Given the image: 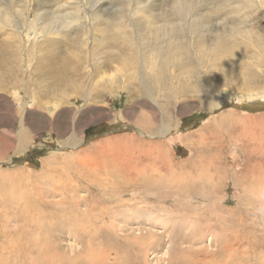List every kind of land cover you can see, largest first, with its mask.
<instances>
[{"label":"rangeland","instance_id":"obj_1","mask_svg":"<svg viewBox=\"0 0 264 264\" xmlns=\"http://www.w3.org/2000/svg\"><path fill=\"white\" fill-rule=\"evenodd\" d=\"M59 1L69 0H30V8L46 10L48 15L58 9ZM19 2L25 0H13L11 5ZM105 6L109 8L103 14ZM97 8L102 16L95 23L106 32L105 36L92 34L100 40L99 71L112 73L116 82L113 88L118 92L112 94L107 76L96 81L87 74V47L81 43L79 28L29 41L36 47L41 40L43 47L31 53L26 71L27 65L19 66L17 53L23 43L14 38L25 15H18V26L15 22L0 26V264H216V260L221 264L227 253L235 264H259L256 259L264 253V98L239 102L229 97L221 107L206 110L203 104L212 97L196 93V87L211 93L212 89L232 92L233 86L242 92L254 88L264 92V55H260L264 54V0H100ZM185 13L193 15L192 22L196 17L193 36ZM152 19L153 23L182 22L183 29L173 31L177 44L167 41L170 48L180 44L179 54L168 55L163 44L157 54L162 59L152 62L150 43L142 39L141 55L150 59L153 70L163 71L154 74L147 69L134 78L133 70L115 71L124 62L138 63L141 57L129 23L145 27L146 35L139 33L145 38ZM202 22L206 31H198ZM117 26L125 31L116 32ZM217 28L231 43L229 50L215 41L207 43L208 37L218 34ZM91 38L85 37L84 42L90 45ZM52 39L57 44L50 48ZM40 59H45L44 65ZM14 68L20 69L14 83L22 84L23 78L32 76L41 98L66 102L55 103L53 111L55 104L40 103L29 109L26 122L34 144L22 155L12 153L19 128L13 97L18 91L8 88ZM87 89L95 96L82 108L79 96H88ZM20 91L24 95L22 87ZM68 97L75 101L69 103ZM139 125L162 127L168 135L164 141L129 138ZM72 128L81 137L76 147L63 144ZM117 139L129 140L123 165L125 157L117 158V149L107 147Z\"/></svg>","mask_w":264,"mask_h":264},{"label":"bare ground","instance_id":"obj_2","mask_svg":"<svg viewBox=\"0 0 264 264\" xmlns=\"http://www.w3.org/2000/svg\"><path fill=\"white\" fill-rule=\"evenodd\" d=\"M13 0H0V26H3V27H6L8 24H10V23H12V22H15V24H16V26H18V25H20V23H18L17 21H16V19L18 20V15H25V17H24V20L21 22L22 23V25H23V27H22V29H21V31H16V36L14 37L15 38V40H16V38H18V40L19 41H21L22 43H23V45L21 46V49L20 50H17V53L20 55V65L19 66H22L23 64L24 65H27V69H26V71H29V69H30V65H31V60H30V55H31V53L33 52V51H40L41 50V48L43 47L42 45H41V40L39 41V43H38V45L36 46V47H34L33 46V42L31 43V44H29V41H31V40H33V41H35V40H38V39H42L44 36H46V35H48V36H50V35H52V36H57V35H59V34H61V32L62 31H65V30H67V29H69L70 27H72V26H74L75 28H79L80 30H81V32H80V34L82 35L81 37L83 38V40H81V43L82 44H84V46L85 47H87V61L85 62V65H84V63H83V65H84V68H86V69H88V73L87 74H89V75H91L94 79L96 78V81H97V79H103V77L104 76H107L106 78V84L109 86V93L110 94H112L113 92H114V88L113 87H115V88H117V86H116V82H115V80H113L112 79V77H113V74L112 73H110V72H106V71H102V72H100L99 70L101 69V60H102V58H101V56H97V51H96V47H97V45L99 44V42L98 41H100V40H96L95 38H94V35L92 34V33H94V32H99L100 34H102V35H104L105 34V32H106V29L105 28H100L99 26V24L96 22L95 23V21L99 18V17H101L102 16V14H100V13H102L103 12V14H106V13H104V11H106L109 7L107 6H105L104 8H102L101 10H102V12L101 11H99L100 13H98V10H99V8H97L98 7V3H99V1L100 0H69V1H59L58 3H59V6H58V9L55 11V12H52L51 14H45V12H46V10H44V11H41L40 9H38V10H33V9H31L30 8V0H25V2L24 3H17V5L14 7V6H12L11 5V2H12ZM43 1V0H42ZM119 1H121V0H119ZM150 1V0H149ZM36 2H37V0H36ZM132 2H134V1H132ZM131 2V3H132ZM141 3H142V1H141ZM181 3V2H180ZM145 4V3H144ZM162 4V3H161ZM113 5V4H112ZM138 5V4H137ZM180 5V4H179ZM45 6V5H44ZM84 6V7H83ZM101 6V5H100ZM36 7V6H35ZM57 7V6H56ZM141 7H142V5H141ZM181 7V6H180ZM38 8V7H37ZM44 8V7H43ZM42 8V9H43ZM155 8V7H154ZM199 8V7H198ZM240 8V7H239ZM249 8V7H248ZM106 9V10H105ZM111 10V9H110ZM132 10V9H131ZM250 10V9H249ZM108 11V10H107ZM130 11V10H129ZM133 11V10H132ZM190 12V11H189ZM238 12V11H237ZM248 12V11H247ZM132 13V12H131ZM139 13V12H138ZM179 13V12H178ZM191 13V12H190ZM239 13V12H238ZM134 14V13H133ZM168 14V13H167ZM185 14H187V13H185ZM231 14H232V12H231ZM242 14V13H241ZM142 15V14H141ZM173 15H174V13H173ZM15 16V17H14ZM31 16H33L32 18H30ZM105 16V15H104ZM103 16V17H104ZM108 16V15H107ZM132 16V15H131ZM187 17H188V20H187V22H188V24H190V25H187L186 27L190 30V33L192 34V36H193V34H194V31H193V23H194V21L196 20V17H195V20L192 22L191 21V19L193 20V15L191 14L190 16H188V14L186 15ZM199 16V15H198ZM13 17L15 18V20L13 19ZM130 17V16H129ZM160 17V16H159ZM172 16H169V18H171ZM176 17V16H175ZM179 17H180V15H179ZM50 19V20H49ZM150 19V18H149ZM162 19V18H161ZM21 20V19H20ZM100 20V19H99ZM109 20V19H108ZM153 20L154 19H152V20H150V23L147 25V29H150L149 30V34H148V36L146 37L145 36V38H144V36H142V35H146V28L145 27H142V26H140V25H137L135 22H131V23H129V24H131L130 26L132 27V32L134 33H132V37H133V40H134V42H137L138 44H139V49H140V56L141 57H139V62L138 63H136V64H129L128 62L126 63V62H124V63H122L121 64V68H114V70L115 71H117V72H119L120 73V70H133V74H135V76H132V78H134V77H136V75H139L140 73L142 74L143 72H144V70H147V69H149L152 73H154V74H159V73H161V71H163V70H160V69H154L153 70V64H151V66L149 65V62H150V59H148V57H144L143 56V54L141 55V51L142 50H145L143 47V49H141V46H140V44H141V42L142 41H146V42H148V43H150L149 44V47H150V49H151V52L153 53V56H152V58H153V60H152V62L154 61L155 62V60H159V59H162V57H160V55L158 56L157 54L159 53V50H161L162 48H163V44L166 46V49L168 50V51H166V52H168V55H173V52H174V54H176V55H178L179 54V50H180V44L179 45H174V47H172V48H170L168 45L169 44H171L172 45V43H174V44H177V43H175L174 42V32L175 31H178V29H180V28H182L181 27V24L180 23H182V22H180V21H178V22H180L179 24H177V25H174V22L173 21H171V19H170V21L171 22H168V23H166V22H160V23H153ZM230 20V19H229ZM228 20V21H229ZM115 21V20H114ZM155 21V20H154ZM157 21V20H156ZM219 21V20H218ZM196 22H197V20H196ZM214 22V21H213ZM231 22V21H230ZM119 23V22H118ZM186 23V22H185ZM205 23V22H204ZM203 22L200 24L201 26H200V28H198L197 27V25L195 26V27H197L198 28V31H199V29H202V30H207V28H206V26H205V24H204ZM196 24H198V23H196ZM227 24H228V22H227ZM227 24H226V26H227ZM233 24V23H232ZM125 25V24H124ZM184 24H182V26H183ZM10 26H11V24H10ZM123 26V25H122ZM126 26V25H125ZM212 26V25H211ZM231 27L232 26H234V25H230ZM236 26V25H235ZM130 27V28H131ZM218 27V26H217ZM220 27V26H219ZM127 28V27H126ZM210 28V27H209ZM222 28H225V26L224 27H222ZM3 29V28H2ZM8 29V28H7ZM10 29V28H9ZM11 29H13V28H11ZM183 29V28H182ZM218 29V28H217ZM225 29H227V28H225ZM117 30H120V31H122V32H124L125 31V27H121V26H117V28H116V32H117ZM128 30V29H127ZM201 30V31H202ZM210 30H213L212 29V27L210 28ZM223 30V29H222ZM15 31V30H14ZM60 31V32H59ZM174 31V32H173ZM188 31V30H187ZM197 31V30H196ZM20 32L21 33H23L24 34V38L23 37H20L19 35H20ZM114 32H115V30H114ZM121 32V33H122ZM216 32V31H215ZM78 33V32H77ZM120 33V32H119ZM142 34V35H140V34ZM178 33V32H177ZM189 33V32H188ZM210 33V32H209ZM224 32H222L220 29H218V34H216V35H214V36H211V37H208V39H207V43H208V41L210 40L211 42L212 41H215V42H217L218 43V45H220L222 48H225V50H229L231 47H232V45H230L231 43H228V39L227 40H224L225 38L223 37V34ZM230 33H231V35H236L237 33H235L234 31H230ZM79 34V33H78ZM77 34V35H78ZM115 34V33H114ZM208 34V33H207ZM239 34V33H238ZM92 36L93 37V39L91 38L90 40L92 41L91 42V44L90 45H88V43H85L84 42V38L85 37H87V36ZM123 35V34H122ZM105 36V35H104ZM176 36V35H175ZM226 36V35H225ZM119 37V36H118ZM167 37V38H166ZM189 37V36H188ZM9 38H12V36H11V34H10V36H9ZM161 38H164L163 39V41L161 40V42H160V39ZM168 38L169 39H171V40H168ZM51 39V38H50ZM49 39V40H50ZM80 39V38H79ZM102 39V38H101ZM143 39V40H142ZM167 39V40H166ZM116 40V39H115ZM131 40V39H130ZM142 40V41H141ZM46 41H48V40H46ZM45 41V42H46ZM73 41V40H72ZM101 41H103V39L101 40ZM169 42V44H168V42ZM203 42H204V40H202ZM202 41H201V43H202ZM263 41V40H262ZM76 42H78V41H76ZM80 42V41H79ZM104 42V41H103ZM186 42V41H185ZM181 43V42H180ZM197 43H199V41L197 42ZM57 44V41L56 40H54V39H52L51 40V43H50V48L51 47H55V45ZM100 44H102L101 42H100ZM145 44V43H144ZM168 44V45H167ZM196 44V43H195ZM204 44V43H203ZM59 45V44H58ZM74 45V44H73ZM103 45V44H102ZM211 45H212V43H211ZM23 46H26V48H25V50H23ZM46 46V45H45ZM65 46H67V45H65ZM129 46H132V45H129ZM136 46V45H135ZM161 46V47H160ZM197 46V45H196ZM208 46V45H207ZM206 46V47H207ZM215 46V45H214ZM253 46V45H252ZM47 47V46H46ZM78 47V46H77ZM123 47V46H122ZM70 48H71V46H70ZM73 48V47H72ZM76 48V47H75ZM147 48V47H146ZM207 48H209V47H207ZM213 48V47H212ZM257 48V47H256ZM44 49H46L45 47H44ZM53 49V48H52ZM78 49V48H77ZM80 49V48H79ZM78 49V50H79ZM86 49V48H85ZM200 49V48H199ZM54 50V52H55V49H53ZM75 50V49H74ZM84 50V49H83ZM116 50V49H115ZM163 50H165V48L163 49ZM215 50V49H214ZM259 50V49H258ZM68 51V50H67ZM118 51V50H117ZM223 51V50H222ZM232 51V50H231ZM260 51V50H259ZM52 52V51H51ZM99 52V51H98ZM146 52H148V50L146 51ZM215 52V51H214ZM258 52V51H257ZM24 53V58L22 57V54ZM72 53V52H71ZM77 53H78V51H77ZM138 53V52H137ZM244 53V52H243ZM51 54H54V53H51ZM70 54V53H69ZM72 54H75L74 52L72 53ZM72 54H70V55H72ZM78 54H82V53H78ZM223 54V53H222ZM225 54V53H224ZM139 55V54H138ZM231 55V54H230ZM235 55V54H234ZM250 55H251V53H250ZM257 55V54H256ZM261 56H263L264 54H260ZM83 56V55H82ZM223 57H224V55H222ZM259 56V55H258ZM74 57V56H73ZM72 57V58H73ZM75 57H76V55H75ZM86 57V56H85ZM122 57V56H121ZM164 57V56H163ZM168 57L169 56H165V58H164V60L165 59H168ZM79 58H81V57H79ZM89 58H90V60H89ZM251 58V57H250ZM84 59V58H83ZM82 59V60H83ZM225 59H228V56L226 55L225 56ZM263 59V58H262ZM59 60V59H58ZM67 60V59H66ZM78 60V59H77ZM76 60V61H77ZM36 61V60H35ZM48 61V60H47ZM55 61H57V60H55ZM54 61V63L56 64V62ZM70 61V60H69ZM79 61V60H78ZM125 61V60H124ZM8 62V61H7ZM40 62H42V64L44 65L45 64V59H43V60H41L40 59ZM73 62V61H72ZM69 63V62H68ZM67 63V64H68ZM134 63V62H133ZM157 63H159V62H157ZM204 63V62H203ZM229 63V62H228ZM58 64V63H57ZM73 64V63H72ZM247 64V63H246ZM10 65V64H9ZM13 65V64H12ZM14 65H15V63H14ZM13 65V66H14ZM74 65V64H73ZM80 65V64H79ZM134 65H136L135 66V68H134ZM252 65V64H251ZM46 66V65H45ZM45 66H44V68H45ZM50 66V65H49ZM56 66V65H55ZM59 66V65H58ZM57 66V67H58ZM66 66H68V65H66ZM75 66H78V64H76ZM91 66V67H90ZM42 67V66H41ZM60 67V66H59ZM69 67V66H68ZM71 67H72V65H71ZM226 67V66H225ZM13 68V67H12ZM51 69H52V67H50ZM61 68V67H60ZM66 68V67H65ZM259 68V67H258ZM33 69H34V67H33ZM39 69V68H38ZM58 69V68H57ZM71 69H73V68H71ZM70 69V70H71ZM82 69H83V67H82ZM20 69L19 68H14L11 72H10V74H14L12 77H11V79H12V86H10L9 87V85H8V88H11V90H15V91H18V92H14V94H13V97H14V102H16L17 103V105H18V112H17V117H18V123H19V125H18V132H17V138L16 137H14L15 139H13L14 141H15V145L13 146V149H14V151L12 152L14 155L15 154H20V155H22V154H24L25 152H26V150H28V149H30L31 148V146L34 144L33 143V140L30 138V130L28 129V125H27V122H26V117H27V114L30 112V110L29 109H31L32 108V106L33 105H35V104H40V103H43L44 105H48V104H55V103H60V102H63L64 101V103H66L65 102V98H57L56 100H52V101H50V102H48V101H45L43 98H41L40 96H39V93L35 90V89H37L36 88V85H38V83H34L33 82V77L32 76H30V77H26V78H23L22 79V84H21V81L19 80V83L20 84H17V83H14L15 81H16V74H18V71H19ZM35 70V69H34ZM66 70V69H65ZM69 70V69H68ZM74 71H75V69H73ZM84 70V69H83ZM173 69L171 68L170 69V71H172ZM235 70V69H234ZM41 71V70H40ZM46 71H48V69L46 70ZM51 71H53V72H56V71H58L59 72V70H51ZM80 71H82V70H80ZM9 72V71H8ZM50 72V71H49ZM67 72V71H66ZM70 72V71H69ZM72 72V71H71ZM76 72V71H75ZM4 73V72H3ZM50 73H52V72H50ZM74 73V72H73ZM77 73H79V72H77ZM76 73V74H77ZM82 73V72H81ZM224 73V72H223ZM227 73V72H226ZM9 74V73H8ZM26 74V73H25ZM40 74V73H39ZM43 74V73H42ZM67 74V73H66ZM70 74V73H69ZM95 74V75H94ZM107 74H109V75H107ZM122 74V73H121ZM132 74V75H133ZM29 75V74H28ZM34 75V74H33ZM117 75H119V74H117ZM125 75V74H124ZM123 75V78L125 77L126 78V76H124ZM128 75V74H127ZM196 75V74H195ZM24 76V75H23ZM73 76V75H72ZM71 76V77H72ZM75 76V75H74ZM246 76V75H245ZM10 77V76H9ZM17 77H19V76H17ZM68 77V76H67ZM128 77V76H127ZM154 77H155V75H154ZM191 77V76H190ZM196 77V76H195ZM206 77V76H205ZM235 77V76H234ZM238 77V76H237ZM242 77V76H241ZM2 78V77H1ZM36 78V77H35ZM69 78V77H68ZM81 78V77H80ZM85 78V77H84ZM131 78V77H130ZM131 78V79H132ZM156 79H157V77H155ZM207 78V77H206ZM240 78V77H239ZM243 78H245V77H243ZM19 79H20V77H19ZM66 79V78H65ZM70 79V78H69ZM195 79V78H194ZM5 80V79H4ZM35 80H37V79H35ZM68 80V79H67ZM81 80V79H80ZM93 80V79H92ZM105 80V79H104ZM103 80V81H104ZM158 80V79H157ZM38 81V80H37ZM134 81V80H133ZM136 81H137V79H136ZM232 81V80H231ZM239 81V80H238ZM248 81V80H247ZM33 82V83H32ZM99 82V81H98ZM102 82V81H101ZM139 82V81H138ZM242 82V81H241ZM40 83V82H39ZM100 83V82H99ZM103 83V82H102ZM119 83V82H118ZM127 83V82H126ZM137 83V82H136ZM233 83H234V81H233ZM240 83V82H239ZM245 83V82H244ZM14 84V85H13ZM42 84V83H41ZM79 84H80V82H79ZM78 84V85H79ZM132 84V83H131ZM140 84V83H139ZM158 84H162V82H161V79L157 82V84H156V82H155V87H159L158 86ZM192 84V83H191ZM237 84H238V82H237ZM242 84V83H241ZM5 85V84H4ZM21 85V86H20ZM42 85H44V84H42ZM106 85V86H107ZM124 85V84H123ZM126 85V84H125ZM193 85V84H192ZM232 85V84H231ZM235 85V84H234ZM245 85H247V84H245ZM254 85V84H253ZM40 86V85H39ZM38 86V87H39ZM57 86V85H56ZM62 86H64V85H62ZM61 86V87H62ZM65 86H67V85H65ZM100 86V85H99ZM106 86H103L102 88L104 89V87H106ZM107 86V87H108ZM122 86V85H121ZM127 86V85H126ZM134 85L132 84V87H133ZM136 86V85H135ZM242 86V85H241ZM240 86V87H241ZM247 86H249V84L247 85ZM247 86H245V87H247ZM251 86V85H250ZM259 86V85H258ZM19 87H20V89H21V87L25 90V93H24V95H22L21 96V94H20V89H19ZM69 87V86H68ZM120 87V86H119ZM128 87V86H127ZM130 87V86H129ZM200 87V86H199ZM213 87V86H212ZM238 87V86H237ZM240 87H238V89L240 88ZM43 88V87H42ZM41 88V89H42ZM56 88V87H55ZM69 88H71V87H69ZM94 88V87H93ZM97 88V87H96ZM126 87H123L122 89H125ZM139 88H141V86H139ZM144 88V87H143ZM231 88V87H230ZM251 88H252V86H251ZM5 89V88H4ZM32 89V90H31ZM40 89V90H41ZM44 89V88H43ZM64 89V88H63ZM95 89V88H94ZM136 89H138V87L136 88ZM233 91L232 92H230V91H225L224 93H221L220 91H217V90H213L212 89V93H211V91L208 89V88H205L203 91H199V90H197V87H196V93L197 92H204V94H210L211 95V99H208L204 104H203V108L204 109H206V110H213L215 107H221L222 105V103H224V102H226L227 100H228V98L229 97H233V98H235L237 101H243L244 100V98H246V99H257V100H259L258 98H261V99H263L264 98V92L263 91H259V90H257V89H249V90H247L246 91V89H244L246 92H242V91H239V90H237V89H235V87L233 86ZM6 90V89H5ZM45 90V89H44ZM58 90V89H57ZM60 90V89H59ZM58 90V91H59ZM65 90V89H64ZM73 90V89H72ZM91 90V89H90ZM90 90H89V92H90ZM96 90V89H95ZM144 92H147V93H150V91H148V90H146V89H142ZM156 90V92H158L159 90H157V89H155ZM194 90V89H193ZM241 90V89H240ZM29 91V92H28ZM30 91H32V92H30ZM53 91H55V90H53ZM61 91H62V89H61ZM68 91H69V89H68ZM103 91H105V90H102V92ZM42 92V91H41ZM69 92H71V91H69ZM88 92V89H87V91L85 92L88 96H79V98L81 99V101H82V108L83 107H85V106H87V105H89V103H90V101L92 100V99H94V96L93 97H91L90 96V93ZM98 92V91H97ZM107 92V91H106ZM115 92H118V90H116L115 89ZM114 92V93H115ZM120 92V91H119ZM206 92H208V93H206ZM43 93V92H42ZM53 93V92H52ZM60 93V92H59ZM75 93H77V92H75V90H74V92H73V94L75 95ZM93 93V92H92ZM214 93V94H213ZM55 94H56V92H55ZM54 94V95H55ZM67 94V93H66ZM50 95H52V94H50ZM60 95H62V94H60ZM161 95V94H160ZM178 95V94H177ZM44 96V95H43ZM56 96V95H55ZM66 96V95H65ZM68 96V95H67ZM152 96V95H151ZM216 96V99L214 98ZM50 97V96H49ZM54 97V96H53ZM60 97V96H59ZM62 97V96H61ZM74 97V96H73ZM73 97L71 98V97H68V99H67V101L70 103V101H75V99H73ZM99 97H102L101 95L99 96ZM50 99V98H49ZM96 99V98H95ZM153 101H154V103H158V101L153 97ZM60 101V102H59ZM247 101V100H246ZM253 101V100H252ZM78 102V101H77ZM179 102V101H178ZM248 102V101H247ZM68 103V104H69ZM67 104V105H68ZM57 104H55V105H53V107H52V111L55 109V107H57L56 106ZM72 105V104H71ZM81 105V104H80ZM177 105H178V103H177ZM50 107V106H49ZM62 107V106H61ZM60 107V108H61ZM74 107V106H73ZM80 107V108H81ZM13 108V107H12ZM46 108V107H45ZM76 108V107H75ZM13 110V109H12ZM79 110V108H76V111L75 112H77ZM203 110V109H202ZM52 111H51V113H52ZM83 111V110H82ZM86 111V110H85ZM47 112V111H46ZM55 112V111H54ZM83 113V112H82ZM54 114H56V113H54ZM73 114V113H72ZM100 114V113H99ZM52 115H53V113H52ZM74 115V114H73ZM121 115V114H120ZM70 116H72V115H70ZM76 116H78V115H76ZM81 116V115H80ZM74 117V116H73ZM114 117V116H113ZM75 118V117H74ZM73 118V119H74ZM51 120V119H50ZM110 120V119H109ZM53 121V120H52ZM73 122V121H72ZM179 122V121H178ZM72 126V125H71ZM76 127V126H75ZM73 129V128H72ZM165 129H168V128H165ZM179 129H181L180 128V126L175 130L176 132H178L179 131ZM149 131V132H148ZM72 133L71 134H69L66 138H64V140H63V144H67V145H69V147L70 146H72V147H76L77 145H78V143H79V141L81 140V137H79L77 134H76V132H78L75 128L73 129V131H71ZM135 133H130V135H128L129 136V138H139L140 139V136H147L148 138H159L160 139V141H164V140H161V139H164V138H166V136L168 135V133H166V131L162 128V127H158V128H156V129H154V128H152V129H150V128H147V127H144V126H140L139 125V127H137V130L136 131H134ZM136 133H138V134H136ZM172 133H174V131H170L169 132V134H172ZM51 135H53L52 134V132L50 133ZM16 136V135H15ZM169 137H170V135H169ZM237 137V136H236ZM44 138V137H43ZM54 138V137H53ZM235 138V137H234ZM233 138V139H234ZM51 139V138H50ZM56 139V138H55ZM57 140V139H56ZM110 140V139H109ZM108 140V141H109ZM170 140V139H169ZM98 141H100V140H98ZM171 141V140H170ZM58 142H59V140H58ZM57 142V143H58ZM101 142V141H100ZM105 142V141H104ZM96 143V142H95ZM171 143V142H170ZM44 144V143H43ZM61 144V143H60ZM99 144V143H98ZM101 144V143H100ZM107 144V143H106ZM105 144V145H106ZM128 144H129V140L128 139H117L115 142H111V144L109 145V143H108V148H111V149H115L114 151L116 152V149H117V152L115 153V155L117 156V158H122V156H127L128 155V152H127V147H128ZM11 145H13V142L11 141ZM104 145V144H103ZM123 145H125V147H120V146H123ZM65 147V146H64ZM102 147V146H101ZM115 147V148H114ZM11 150V149H10ZM53 150V149H52ZM90 150V149H89ZM83 151V150H82ZM82 151H80V152H78L79 154H81V152ZM109 151V150H108ZM113 151V150H112ZM124 151V153L121 155V153ZM132 151V150H131ZM144 151V150H143ZM28 153V152H27ZM26 153V154H27ZM48 153V152H47ZM68 153V152H67ZM54 154V153H53ZM111 154V153H110ZM139 154V153H138ZM152 154V153H151ZM12 155V154H11ZM10 154H9V157L11 156ZM48 155V154H47ZM119 155V156H118ZM52 156V155H51ZM113 156V155H112ZM129 157V156H128ZM134 157V156H133ZM20 158V157H19ZM116 158V160L120 163V160H118ZM130 158V157H129ZM141 158V157H140ZM150 158V157H149ZM11 159V158H10ZM125 159H126V157L125 158H122V161H121V163H122V165L124 164V161H125ZM135 159V158H134ZM127 160V159H126ZM132 161H133V159H132ZM135 161V160H134ZM165 161V160H164ZM61 163V162H60ZM168 163V162H167ZM130 164V163H129ZM138 164V163H137ZM47 165V164H46ZM132 165V164H131ZM133 166H135V165H133ZM132 167V166H131ZM135 167H137V166H135ZM134 170V169H133ZM129 171H131V169L129 170ZM134 173H135V171H133ZM132 172V173H133ZM130 173V172H129ZM264 173V172H263ZM127 174V173H126ZM258 174V173H257ZM131 176V175H130ZM136 176H137V174H136ZM263 176V175H262ZM261 176V177H262ZM139 177V176H138ZM260 177V178H261ZM195 178V177H194ZM197 178V177H196ZM259 178V177H258ZM135 179V178H134ZM264 180V179H263ZM191 181V180H190ZM126 183H127V181H126ZM114 185V184H113ZM108 187V186H107ZM136 188V187H135ZM134 188V189H135ZM137 189V188H136ZM66 200V199H65ZM77 202V201H76ZM134 206V205H133ZM144 209V208H143ZM148 209V208H147ZM150 210V209H149ZM143 216V215H142ZM150 237H152V235H150ZM152 239V238H151ZM143 240H144V238H143ZM149 241H152V240H149ZM247 249H248V247H247ZM225 252H227V251H225ZM235 253V252H234ZM225 256L227 257V258H225ZM231 257V254H229V253H227V254H225L224 256H223V258H221L220 259V263L221 264H235L234 262H233V259H230V257ZM235 260V259H234ZM4 261V260H3ZM6 261V260H5ZM256 261L259 263V264H264V253H261V254H259V256L257 257V259H256ZM216 264H218V262H219V260H216ZM242 262H246V261H244V260H242Z\"/></svg>","mask_w":264,"mask_h":264}]
</instances>
